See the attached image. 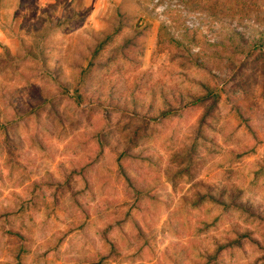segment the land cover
<instances>
[{
  "label": "rangeland",
  "instance_id": "374dc122",
  "mask_svg": "<svg viewBox=\"0 0 264 264\" xmlns=\"http://www.w3.org/2000/svg\"><path fill=\"white\" fill-rule=\"evenodd\" d=\"M264 0H0V264H264Z\"/></svg>",
  "mask_w": 264,
  "mask_h": 264
},
{
  "label": "trees",
  "instance_id": "16d2710c",
  "mask_svg": "<svg viewBox=\"0 0 264 264\" xmlns=\"http://www.w3.org/2000/svg\"><path fill=\"white\" fill-rule=\"evenodd\" d=\"M260 47H264V42L259 45Z\"/></svg>",
  "mask_w": 264,
  "mask_h": 264
}]
</instances>
